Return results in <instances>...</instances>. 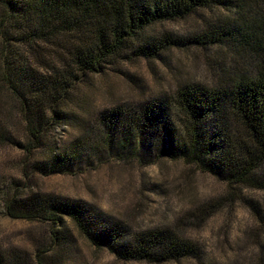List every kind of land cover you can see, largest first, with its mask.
Returning <instances> with one entry per match:
<instances>
[{
  "label": "trees",
  "instance_id": "trees-1",
  "mask_svg": "<svg viewBox=\"0 0 264 264\" xmlns=\"http://www.w3.org/2000/svg\"><path fill=\"white\" fill-rule=\"evenodd\" d=\"M192 16L202 22L192 34L155 29ZM192 48L214 53V84L186 80L172 95L165 91L133 109L100 113L95 133L80 131L70 143L48 148L51 129L68 124L65 106L85 78L123 63L163 62L172 50ZM14 107L24 123V146L6 134ZM4 140L23 149L29 173H71L105 154L112 160L127 154L181 161L228 189L264 192V0H0ZM37 153L40 160L29 163ZM27 173L23 169V177ZM14 185L2 201L5 215L46 226L51 243L28 256L0 247V264H61L71 238L68 220L91 245L121 261L198 257L197 245L171 228L132 231L84 202L23 195ZM55 247L58 253L48 258Z\"/></svg>",
  "mask_w": 264,
  "mask_h": 264
},
{
  "label": "rangeland",
  "instance_id": "rangeland-1",
  "mask_svg": "<svg viewBox=\"0 0 264 264\" xmlns=\"http://www.w3.org/2000/svg\"><path fill=\"white\" fill-rule=\"evenodd\" d=\"M205 18L210 12H201ZM202 24L200 17L157 25L177 35H189ZM212 51L172 50L163 62L136 61L110 67L84 79L70 96L65 112L68 124L51 129L48 148L70 143L79 132L95 133V119L114 109L135 108L162 92L172 95L186 80L214 84L217 66ZM211 64V67L209 66ZM214 69H213V68ZM5 121L6 134L23 146L24 123L14 107ZM84 124V127H82ZM41 158L37 153L34 159ZM71 173L44 176L30 172L25 152L7 140L0 141V247L32 255L36 246H50L47 227L7 217L4 195L18 185L19 193L44 192L84 202L132 231L168 227L199 248L198 257L162 264H264V192L228 189L191 165L169 159H143L125 154L112 160L105 154ZM40 160V159H39ZM23 169L28 173L23 177ZM254 205V211L246 203ZM70 241L61 264H148L116 259L91 245L67 221ZM56 247L46 252L51 256Z\"/></svg>",
  "mask_w": 264,
  "mask_h": 264
}]
</instances>
